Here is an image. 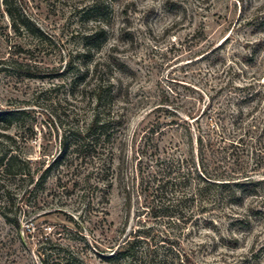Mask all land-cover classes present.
<instances>
[{
    "label": "rangeland",
    "instance_id": "rangeland-1",
    "mask_svg": "<svg viewBox=\"0 0 264 264\" xmlns=\"http://www.w3.org/2000/svg\"><path fill=\"white\" fill-rule=\"evenodd\" d=\"M8 1L15 23L0 0V111L23 112L8 131L0 130L14 139L12 153L28 159L34 174L60 154L64 135L88 123V90L72 84L75 72L67 69L70 62L78 65L80 38L99 21L106 42L88 64L104 63L112 71V116L119 126L105 199L96 193L88 205L83 184L68 182V165L36 192L18 178L0 183L9 191L7 198L0 191V264H41L47 255L51 264L55 245L84 264H109L104 257L149 227L153 234L178 237L174 250L186 254L183 264H264V199L226 205V227L198 228L194 221L202 216L193 215L178 230L158 225L150 195L168 159L188 158L191 137L195 143L198 126L204 131L206 121L214 123L220 107L226 105L228 128L240 109L245 124L250 111V119L263 118L259 94L247 104L238 101L246 86L264 93V0H98L99 14L89 10L97 0ZM224 85L226 91L209 101ZM241 150L244 166L247 152ZM218 156L208 152L211 173ZM227 163L226 157V172ZM247 165L255 167L253 161ZM262 171L251 177L264 180ZM97 183L90 181L99 189L105 184ZM260 186L264 191V181ZM25 190L30 193L22 198ZM192 212L185 205L184 214Z\"/></svg>",
    "mask_w": 264,
    "mask_h": 264
},
{
    "label": "trees",
    "instance_id": "trees-1",
    "mask_svg": "<svg viewBox=\"0 0 264 264\" xmlns=\"http://www.w3.org/2000/svg\"><path fill=\"white\" fill-rule=\"evenodd\" d=\"M2 4L14 24L15 18L10 2L2 0ZM89 10L96 14L101 13L102 2L95 1ZM19 22L16 23L17 26L26 27L25 22ZM99 22L95 29L81 36L82 50L78 54V65L73 67L70 62L67 69L70 73L75 72L72 84L78 82L79 85H83L84 90H88L89 104L92 105L88 123L64 135L60 154L48 166H42L41 169L34 171V174H37L36 178L31 172L30 161L17 153H12L11 147L15 143L14 139L0 134L3 139L0 141V147L3 148L5 144V150L0 151V183L9 178L14 180L18 178L23 183V188L33 185L31 191L36 192L46 185L53 171H57L63 165H68L65 166L66 172L70 173L71 177L68 182H72V187L79 183L83 184L85 196L82 199H88V205H90L91 197H95L96 193L101 192L105 199L111 188L109 181L113 161L111 144L119 121L112 116L115 89L110 79L112 71L104 63L96 62L93 67L88 64L93 61L95 52L101 49L106 42L107 34L104 23ZM249 88L247 86L240 88L243 98L238 103L252 102L257 94L261 100L264 98L263 92L251 93L248 91ZM225 91L226 85L221 86L215 95L209 98V101L216 99ZM206 109L207 107L193 122L202 118ZM237 113L238 116L232 117V122L228 125L230 128H228L226 127V105L220 107L214 123L206 121L204 131L199 130L201 125L198 126L197 133L194 134L195 143L191 137L188 146L190 145L192 150L188 158L186 155H181L178 159H168L160 183L150 194L157 202L151 209L152 216L162 220L158 225H161L160 223L164 226L174 224V227H178L176 229L179 230L182 224L189 222L186 217L192 218L193 215H200L202 217L195 219V225L198 228L213 231L217 226L226 227V205L238 207L247 199H258L259 201L264 199V191H261L260 186L264 180L255 181L251 177L252 172L258 175L261 170L264 175V116L261 120L250 119V111L246 115L248 119L245 124L242 118L244 113L241 109ZM22 115V111H0V130L8 131L15 121L21 120ZM227 130L230 131L228 139H226ZM186 132L191 134L189 130ZM259 145L263 146V151L256 149ZM195 146L196 149H194ZM226 146L228 152H226ZM243 148L247 152V158L242 159L244 166H241V156L238 151H243L241 150ZM215 151L219 154L215 158L219 165L217 164L211 173L206 157L208 152L215 153ZM226 157L228 172H226ZM249 161H253L254 169L248 167ZM233 166L236 168H230ZM93 177L98 183L104 184L105 182L101 189L98 185L90 184ZM1 190H4L6 198L9 197L7 186L0 185ZM29 193L25 190L22 198ZM187 204L189 208L195 210L188 216H186L187 213L184 214ZM214 217L220 221L215 220ZM177 238L163 232L153 234L149 227L137 232L131 238L128 237L123 246H119L112 255L104 259L109 264H183L187 256L174 250V245H178ZM55 246L57 256L51 260V264H84V261L78 259L73 252L58 245ZM50 256L43 258L41 264H49Z\"/></svg>",
    "mask_w": 264,
    "mask_h": 264
}]
</instances>
